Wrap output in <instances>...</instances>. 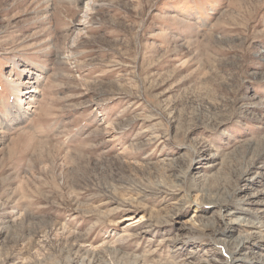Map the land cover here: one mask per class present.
<instances>
[{"label": "rangeland", "instance_id": "1", "mask_svg": "<svg viewBox=\"0 0 264 264\" xmlns=\"http://www.w3.org/2000/svg\"><path fill=\"white\" fill-rule=\"evenodd\" d=\"M83 6L0 0V264H264V0Z\"/></svg>", "mask_w": 264, "mask_h": 264}, {"label": "bare ground", "instance_id": "2", "mask_svg": "<svg viewBox=\"0 0 264 264\" xmlns=\"http://www.w3.org/2000/svg\"><path fill=\"white\" fill-rule=\"evenodd\" d=\"M78 0H75V2H77ZM91 2H94V0H81V3H83L84 4V6L83 7H85L84 9H85V12H89V11H91V10H93V8L91 7ZM33 74H35L36 72H32ZM9 76V75H8ZM32 78L33 77H30V78H27V79H25V81H24V83H25V85L24 86H29L31 83V85L29 86V89L28 88H22L21 86H18L17 84H18V82H17V80L16 81H14V83H16V85H11V88H12V91H13V93L15 94V95H18L17 97H16V99H17V103H19V101H20V99H19V94H23L22 96L24 97V98H26L25 99V102H26V105H27V108L28 107H30L29 105H30V103H32V102H34L35 101V99H36V91H37V89H38V85L36 84V82L35 81H32ZM9 83H11L10 81H9ZM35 84V85H34ZM31 87V88H30ZM23 98V99H24ZM22 99V100H23ZM28 99V100H27ZM27 100V101H26ZM32 105V104H31ZM17 111H16V117H14V120H20L21 118V115L23 114V112H21L20 110H21V108L20 107H18V109H16ZM17 114H18V117H17ZM10 123V122H9ZM8 124V123H7ZM5 127V126H4ZM226 233H227V231H226ZM229 233V232H228ZM227 233V234H228ZM228 237H232V236H226L225 237V240H224V242H227V245H225V247L226 246H230V244H229V242H230V240L231 239H234V238H231V239H228ZM226 238L228 239L227 241H226ZM247 238H246V236H242L240 239H234V242H235V245L229 250V255L228 256H230L231 258H237L238 256H239V253H238V250H237V247H238V245L240 244V243H243L245 240H246ZM224 244V243H223ZM227 249V248H226ZM229 249V248H228ZM227 249V250H228ZM226 250V251H227ZM228 253V252H227ZM224 262V261H223Z\"/></svg>", "mask_w": 264, "mask_h": 264}]
</instances>
